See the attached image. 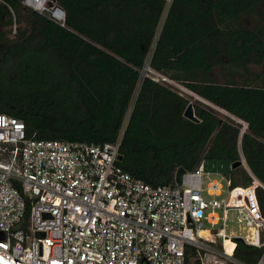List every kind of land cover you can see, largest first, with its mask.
Here are the masks:
<instances>
[{"label": "trees", "instance_id": "obj_1", "mask_svg": "<svg viewBox=\"0 0 264 264\" xmlns=\"http://www.w3.org/2000/svg\"><path fill=\"white\" fill-rule=\"evenodd\" d=\"M167 4L55 0L62 25L0 0V114L45 141L113 143L126 124L119 165L153 187H175L180 168L242 158L264 184V0ZM146 65L188 93L143 76ZM192 94L208 103H193L198 123L184 117ZM227 178L252 182L243 166ZM259 199L264 211L263 190ZM262 253L238 241L235 257L256 264ZM186 264H201L193 248Z\"/></svg>", "mask_w": 264, "mask_h": 264}, {"label": "built area", "instance_id": "obj_2", "mask_svg": "<svg viewBox=\"0 0 264 264\" xmlns=\"http://www.w3.org/2000/svg\"><path fill=\"white\" fill-rule=\"evenodd\" d=\"M24 5L64 25L65 12L51 0ZM125 127L113 143L45 141L29 139L24 122L0 114V258L8 264H186L190 247L201 264H245L235 257L241 238L225 229L235 212L254 238L242 242L263 249L256 264H264V184L244 158L252 177L247 186L210 179L203 161L180 186L153 187L119 165Z\"/></svg>", "mask_w": 264, "mask_h": 264}, {"label": "rangeland", "instance_id": "obj_3", "mask_svg": "<svg viewBox=\"0 0 264 264\" xmlns=\"http://www.w3.org/2000/svg\"><path fill=\"white\" fill-rule=\"evenodd\" d=\"M170 4H171V0H168L167 6L169 7ZM48 8L53 9V7L49 4H48ZM144 74H145V71H144ZM175 87L179 88V90H181L185 93H188V91L180 85H178V86L176 85ZM192 96H193V102L192 103L200 101V102L208 104L206 101L202 100L198 96L193 95V94H192ZM217 110H219V109H217ZM219 111L230 117V115H228L226 112H224L222 110H219ZM231 118H233V117H231ZM244 128H245V125H244ZM239 146H240V144H239ZM204 164H205V173L209 175L210 179H221L222 177H226V179H227V176H229L231 171H232V164H230L229 162L204 161ZM204 182L205 183L207 182L206 178H204ZM223 183H224V185H226V180L223 181ZM219 214L221 216H223V213L221 211H219ZM222 225H223V222L220 223V225L217 227V229L218 228L220 229L222 227ZM225 229L229 235H231L233 237L241 238L246 242H252L254 239L251 229H249L245 225V223L240 220L239 216L235 212H231L228 215V219H227V222L225 224Z\"/></svg>", "mask_w": 264, "mask_h": 264}, {"label": "water", "instance_id": "obj_4", "mask_svg": "<svg viewBox=\"0 0 264 264\" xmlns=\"http://www.w3.org/2000/svg\"><path fill=\"white\" fill-rule=\"evenodd\" d=\"M51 2H55V0H51ZM145 68H148V65H146ZM184 117L193 121V122H199V119L196 117L195 115V111H194V106L193 103H190L187 110L184 113ZM231 117V116H230ZM119 160H122V156H120ZM240 166H243V162L242 161H238L235 164L232 165V169H236ZM186 173V170H184L183 168H180L177 173H176V179L175 182L177 185H181L182 184V177L183 175ZM4 235L2 233H0V239H3ZM239 241H242L241 239H238ZM2 264V263H0Z\"/></svg>", "mask_w": 264, "mask_h": 264}, {"label": "bare ground", "instance_id": "obj_5", "mask_svg": "<svg viewBox=\"0 0 264 264\" xmlns=\"http://www.w3.org/2000/svg\"><path fill=\"white\" fill-rule=\"evenodd\" d=\"M44 1V0H43ZM54 16L57 18V19H60V17L62 16V13L59 11V10H56L55 13H54ZM202 235H205V233H203ZM0 263L2 264H8L5 260H3L2 258H0Z\"/></svg>", "mask_w": 264, "mask_h": 264}, {"label": "crops", "instance_id": "obj_6", "mask_svg": "<svg viewBox=\"0 0 264 264\" xmlns=\"http://www.w3.org/2000/svg\"><path fill=\"white\" fill-rule=\"evenodd\" d=\"M246 169V168H245ZM233 170V169H232ZM247 170V169H246ZM227 180H228V178H227ZM229 181V180H228ZM230 182V181H229Z\"/></svg>", "mask_w": 264, "mask_h": 264}]
</instances>
